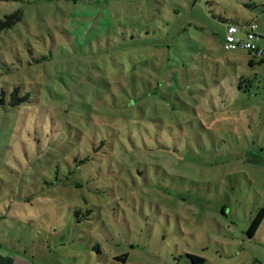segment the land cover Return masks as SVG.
I'll use <instances>...</instances> for the list:
<instances>
[{"label": "rangeland", "instance_id": "obj_1", "mask_svg": "<svg viewBox=\"0 0 264 264\" xmlns=\"http://www.w3.org/2000/svg\"><path fill=\"white\" fill-rule=\"evenodd\" d=\"M254 1L0 0V22L21 13L0 27L8 245L44 264H264V61L223 46Z\"/></svg>", "mask_w": 264, "mask_h": 264}, {"label": "crops", "instance_id": "obj_2", "mask_svg": "<svg viewBox=\"0 0 264 264\" xmlns=\"http://www.w3.org/2000/svg\"><path fill=\"white\" fill-rule=\"evenodd\" d=\"M251 5H257V2L254 1L251 4H248L247 7H250ZM257 6L264 7L263 4H258ZM252 13L255 14L256 11L254 12V10H253ZM263 13H264V11H263ZM252 20H255L256 24H257V33H258V37H259L258 39H260V40L264 39V15L259 17V18L257 17L256 19H255V17H253L251 20L248 18H244V21L241 22V25L245 26L244 24L249 23ZM235 22L236 21L227 23L226 29H227L228 24L235 23ZM225 33H226V31H225ZM225 33H224V36H225ZM224 36H223V40H224ZM261 46L264 47V43L263 44L261 43ZM248 55H249L248 61L251 64L252 63L254 64L256 61L258 63H263V62L257 60L258 58L255 57L250 52H248ZM6 226L8 227V225H6ZM8 235L9 234L5 231L0 232V264H44L42 262H39L38 260H35V256H33L34 258L30 257L28 255V251L26 248L23 249L22 247H17V246L13 247V246L8 245V243L5 241V239H3L4 237L8 238Z\"/></svg>", "mask_w": 264, "mask_h": 264}, {"label": "built area", "instance_id": "obj_3", "mask_svg": "<svg viewBox=\"0 0 264 264\" xmlns=\"http://www.w3.org/2000/svg\"><path fill=\"white\" fill-rule=\"evenodd\" d=\"M238 33H242V35L239 36ZM258 38L255 20L241 27L230 23L227 25L223 46L227 51L242 48L264 61V49L257 46L255 42Z\"/></svg>", "mask_w": 264, "mask_h": 264}, {"label": "trees", "instance_id": "obj_4", "mask_svg": "<svg viewBox=\"0 0 264 264\" xmlns=\"http://www.w3.org/2000/svg\"><path fill=\"white\" fill-rule=\"evenodd\" d=\"M21 18V13L20 11L13 13L11 15H8L6 17V20L3 22H0V27L1 25H4L5 27H9L11 25H13L15 22H17L19 19ZM234 24H236L237 26H242L241 23L239 22H235ZM248 23L244 24L247 25ZM188 257L191 259V261L193 262V264H203L205 263V258L199 255H195V254H189ZM127 256L122 257V260H126Z\"/></svg>", "mask_w": 264, "mask_h": 264}]
</instances>
